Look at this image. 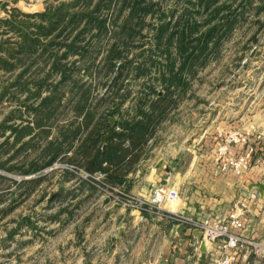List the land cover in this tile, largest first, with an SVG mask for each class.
<instances>
[{
    "label": "rangeland",
    "instance_id": "rangeland-1",
    "mask_svg": "<svg viewBox=\"0 0 264 264\" xmlns=\"http://www.w3.org/2000/svg\"><path fill=\"white\" fill-rule=\"evenodd\" d=\"M74 1L11 0L6 9L17 8L33 13L60 2ZM95 1L92 0L91 5ZM150 1L155 2L150 13L141 21L133 18L128 23L127 20L130 28L127 29L121 25L126 20L128 7L119 8L120 0H117L111 4L112 9L110 5V8L102 10L98 15L104 18L105 34L93 36L90 32L84 33V40L76 44L78 47L83 46L80 49L83 51L76 48L70 52L65 45L69 43L72 34L76 33L74 29L67 39L65 36L58 38L60 44L54 48L55 53L60 55L67 52L62 61L73 69L71 74L94 87L95 99L92 105L97 104L100 93L106 87L105 82L121 69L120 78L123 79L122 89L126 97L112 117L117 122L122 116L120 113H123L129 120L136 113L133 104L142 101L144 96L155 97L156 92H163L162 87L167 80H162V77L167 78L170 71L166 63L176 57L173 43L167 45L165 42L166 35L161 40L157 39V25L163 21L172 24L186 12L199 23L206 21V26L218 22L221 36L217 44L214 46L209 41L203 62L195 63L192 72H189L188 66L183 68L179 89H174L169 98L174 100L163 116L152 118V132L141 147V152L145 151V157L149 158L157 155L179 171L187 168L191 162H201L207 164L205 168L208 175L213 172L209 168L217 163L219 171L225 172L220 169L222 158L218 157L221 146L226 145L230 154H239L245 152V149L241 152L231 151L236 143L257 136L261 137L258 139H264V0H216L206 11L198 0ZM217 6L224 7L215 13L214 8ZM76 7L81 8L79 5ZM3 14V17L8 16V11ZM226 21L230 22L229 28L226 27ZM206 26L200 27V30ZM171 29L169 26L167 32ZM115 41L122 48L124 58L117 60L110 68L113 70H109L106 76L103 75V69L109 68L105 65L104 56ZM166 46L168 53L165 51ZM42 63L40 59L37 65L32 64L29 69H43L41 73H44L49 69V62ZM169 85L171 89L175 86ZM20 109L21 112L17 103L5 98L0 103V122L11 110H18L23 119L14 116L5 125L12 124L16 129L29 125V114L23 107ZM64 113L63 117L59 116L57 128L66 125L72 118L71 112L66 110ZM77 121H81L80 117ZM34 133L26 134L18 140L10 130L0 133V162L4 164L0 166V264H26V252L30 249H24V242L29 241L30 236L35 239L41 230L49 227L47 224L54 221L55 213L61 215L65 209L71 208V196L67 194L70 192V179L89 182L101 196L109 193V188L97 182L105 181L104 175L100 176L96 171L89 172L66 158L75 144L72 149L63 150L48 166L23 173L22 170L29 169L38 149L52 135H57V130L54 128L43 139H31ZM231 136L235 141L230 139ZM62 147L68 146L64 144ZM37 178L39 181L35 183ZM131 195L136 196L133 193ZM138 210L144 211L140 208Z\"/></svg>",
    "mask_w": 264,
    "mask_h": 264
},
{
    "label": "trees",
    "instance_id": "trees-1",
    "mask_svg": "<svg viewBox=\"0 0 264 264\" xmlns=\"http://www.w3.org/2000/svg\"><path fill=\"white\" fill-rule=\"evenodd\" d=\"M198 1L205 11L216 2ZM91 2L92 0L60 2L33 13L12 8L7 10L8 16L0 17V103L5 98L13 101L17 103L18 110L23 107L30 118V124L20 129H16L12 124L5 125V122L14 116L23 119L21 111L11 110L0 122V133L4 134L6 130H10L18 140L34 131L31 139H43L56 128L57 135H52L51 139L38 149L28 166L29 169L22 172L37 171L48 166L63 150L72 149L75 144L66 158L89 172L104 173L106 182L113 185L109 180L116 176L111 174H115V170L124 160L133 161L139 157L141 147L143 148L152 132V118L163 116L173 102L174 99L169 98L174 89H179L183 68L188 66L187 69L192 72L191 68L195 63L203 62V54L209 41H212L214 46L217 44L221 27L218 22L207 26L206 21L199 23L194 17L190 18L187 12L172 24L163 21L157 25V39L161 40L166 35V44L173 43L176 53L175 58L166 56L170 58L166 63L170 71L168 79L162 77V80H167L166 85L162 87L163 92H156L155 97H142V101L133 104L136 110L134 116L128 120L120 113L122 116L118 121L110 124L109 118L118 111L126 97V92L122 89L123 79L120 78L121 69L117 75L105 82L106 87L100 93L97 104L92 105L95 99L94 87L71 74L73 69L68 68L62 61L67 52L57 55L56 49L54 50L56 45L60 44L58 38L65 36L67 39L74 29L77 30L76 33L72 34L69 43L65 45L70 52L83 47L76 44L84 40V33L90 32L93 36L106 33L104 18L99 17V13L110 8L117 0H96L93 5ZM154 4L155 2L150 0H120L119 8L128 7L126 20L121 27L130 29L128 23L133 18L141 21L150 13ZM77 5L81 8H74ZM112 7L111 5V9ZM222 7L224 6L215 7L214 12H218ZM169 26L172 29L167 32ZM203 26H206L205 29L200 30ZM226 27H230L229 21H226ZM119 33L120 31L116 36ZM214 36L215 39L212 40ZM121 58H124L123 50L115 41L104 56L105 65L109 69H103V75L107 76V72L113 70L110 68ZM40 59L42 64L49 62L46 72L41 73L43 69H29L32 64L37 65ZM169 84L175 86L171 89ZM144 104L147 107L144 108ZM66 110L71 112L72 118L66 125L57 128L59 116L63 117ZM78 117L80 122L77 121ZM115 123L117 126H114ZM108 129H111V133L107 136ZM64 144L68 147L63 148ZM3 165V162H0V166ZM38 181L39 178L34 180L35 183Z\"/></svg>",
    "mask_w": 264,
    "mask_h": 264
},
{
    "label": "crops",
    "instance_id": "crops-1",
    "mask_svg": "<svg viewBox=\"0 0 264 264\" xmlns=\"http://www.w3.org/2000/svg\"><path fill=\"white\" fill-rule=\"evenodd\" d=\"M10 1L0 0V17ZM258 138L243 139L231 149L250 150L249 168L240 175L220 172L218 163L209 175L201 162L179 171L157 155L145 157V151L124 160L111 174L114 186L147 198L157 185L178 191L177 201H165L154 211L126 207L111 195H99L89 182L70 179L71 208L55 213L54 225L24 242L30 249L26 264H217L224 253L231 256L229 264H264V192L255 185L264 183V139ZM236 199L247 202L243 227L236 231L262 245L258 251L246 245L223 252L218 242L205 241L189 222L171 215L218 219Z\"/></svg>",
    "mask_w": 264,
    "mask_h": 264
},
{
    "label": "built area",
    "instance_id": "built-area-1",
    "mask_svg": "<svg viewBox=\"0 0 264 264\" xmlns=\"http://www.w3.org/2000/svg\"><path fill=\"white\" fill-rule=\"evenodd\" d=\"M236 132L235 134H237ZM233 141L235 138L231 136ZM222 158L220 169L225 171H232L236 175L243 174L248 168L250 163V150L241 152L239 154H230L227 152V146L223 145L219 148V156ZM77 168V167H76ZM100 176L102 173L96 171ZM87 175V173H85ZM104 177V176H103ZM99 180L98 178H96ZM106 188H109L108 195L115 197L126 207L135 209H144L146 211H154L161 208V204L165 201L175 202L179 198L178 191L173 187H166L163 185H157L151 190L149 198L143 196H133L127 191H122L118 186L109 184L108 182L99 180L97 181ZM117 192L114 194V192ZM129 201H132L129 203ZM247 209V202L244 199H236L232 202L231 208L222 218L218 219H189L183 215L177 213H171L177 219L183 222H189L193 229H197L202 233V237L208 242H218V247L223 251L228 249L239 248L249 245L254 251L261 249L257 241L248 240L236 230L243 227L241 216ZM231 256L225 254L220 259H216L217 264H229Z\"/></svg>",
    "mask_w": 264,
    "mask_h": 264
},
{
    "label": "water",
    "instance_id": "water-1",
    "mask_svg": "<svg viewBox=\"0 0 264 264\" xmlns=\"http://www.w3.org/2000/svg\"><path fill=\"white\" fill-rule=\"evenodd\" d=\"M109 121H110V124H113L115 121V118L110 117ZM110 133H111V129H108L107 130V136L110 135ZM255 185L258 186L260 190H263L262 192H264V183L258 182V183H255ZM194 230H196L198 232L199 237L202 235V233L199 230H197V229H194Z\"/></svg>",
    "mask_w": 264,
    "mask_h": 264
},
{
    "label": "bare ground",
    "instance_id": "bare-ground-1",
    "mask_svg": "<svg viewBox=\"0 0 264 264\" xmlns=\"http://www.w3.org/2000/svg\"><path fill=\"white\" fill-rule=\"evenodd\" d=\"M172 205V204H171Z\"/></svg>",
    "mask_w": 264,
    "mask_h": 264
}]
</instances>
